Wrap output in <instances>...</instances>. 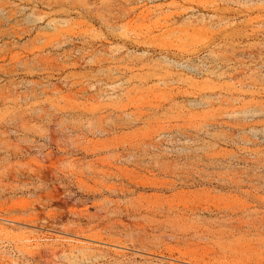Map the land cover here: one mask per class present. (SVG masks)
<instances>
[{
  "label": "rangeland",
  "instance_id": "rangeland-1",
  "mask_svg": "<svg viewBox=\"0 0 264 264\" xmlns=\"http://www.w3.org/2000/svg\"><path fill=\"white\" fill-rule=\"evenodd\" d=\"M0 264H264V0H0Z\"/></svg>",
  "mask_w": 264,
  "mask_h": 264
}]
</instances>
